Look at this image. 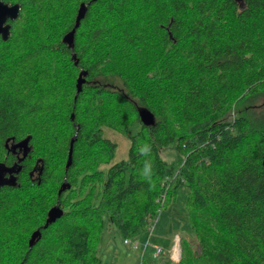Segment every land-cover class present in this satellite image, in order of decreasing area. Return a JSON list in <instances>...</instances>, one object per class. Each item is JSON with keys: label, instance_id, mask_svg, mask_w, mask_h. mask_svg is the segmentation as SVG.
I'll return each mask as SVG.
<instances>
[{"label": "trees", "instance_id": "1", "mask_svg": "<svg viewBox=\"0 0 264 264\" xmlns=\"http://www.w3.org/2000/svg\"><path fill=\"white\" fill-rule=\"evenodd\" d=\"M2 1L20 11L0 38V149L28 138L31 160L0 187V264H103L107 223L143 243L175 174L164 210L187 190L198 247L182 238L166 264H264V0ZM106 130L130 141L127 159L110 165Z\"/></svg>", "mask_w": 264, "mask_h": 264}, {"label": "rangeland", "instance_id": "2", "mask_svg": "<svg viewBox=\"0 0 264 264\" xmlns=\"http://www.w3.org/2000/svg\"><path fill=\"white\" fill-rule=\"evenodd\" d=\"M105 136L112 139L117 144L116 153L110 165L127 159L130 141L123 135L113 133L109 130L105 131ZM162 156L164 159L171 161L176 154L173 149L168 148L162 152ZM186 195L187 190H182L178 204H174L164 210L158 227L159 232H167L168 235L165 237L163 236L164 233H161L160 239H163L164 243L169 245L170 248L176 235H179L180 239H187L195 249L198 247L195 236L190 232L187 214L183 205ZM123 241L124 240L118 235L117 230L111 224L107 223L101 243L103 264H166L167 261L175 263L166 255L150 260V250L142 257L141 247L140 249H133L126 246Z\"/></svg>", "mask_w": 264, "mask_h": 264}, {"label": "water", "instance_id": "3", "mask_svg": "<svg viewBox=\"0 0 264 264\" xmlns=\"http://www.w3.org/2000/svg\"><path fill=\"white\" fill-rule=\"evenodd\" d=\"M235 1L241 7H244V5H245L244 0H235ZM85 10H86V7L84 4H82L79 11H78V15H77V19H76V25H75L74 29L72 31H70L68 34H66L65 37L63 38V41L66 44H68L71 48H73V46H74V37H75L74 32H75L76 28L78 27L81 18L84 16ZM19 11H20V5L19 4L10 5V4L4 3L2 0H0V35L2 36V38L4 40H6L10 35V27L11 26L8 23V21H13L16 18H18ZM73 57H75V55H73ZM85 75H87V74L82 72V74L77 79V93H79L81 91L82 86L85 83ZM76 95H78V94H76ZM139 114H140L141 121L143 122L144 125L149 126V125L154 124V115L149 110L141 109ZM72 118H73V115H72ZM73 142H74V139L71 141V144H70V150H69V154H68V161H67L66 168H69V166L71 165L72 152H73ZM69 188H70V185L64 184L63 187L61 188V190L59 191V194H61L63 191H65L66 189H69ZM63 213H64L63 209H61L58 204L55 205L54 207H52L48 212V218H47L46 223L43 227L46 228L50 223H53ZM40 235H41L40 229H37L36 231H34L32 233L31 238L29 240V246L30 247L33 246L36 239L39 238Z\"/></svg>", "mask_w": 264, "mask_h": 264}, {"label": "flooded vegetation", "instance_id": "4", "mask_svg": "<svg viewBox=\"0 0 264 264\" xmlns=\"http://www.w3.org/2000/svg\"><path fill=\"white\" fill-rule=\"evenodd\" d=\"M0 38H2L1 35ZM5 147L7 153L0 149V187L16 185V174L22 169V164H24V162L27 167L31 160L28 138L16 141L13 137H9L5 142ZM2 159L5 160V162L2 161ZM39 162L40 159L36 161V164ZM30 176L31 180H35V173H30Z\"/></svg>", "mask_w": 264, "mask_h": 264}, {"label": "built area", "instance_id": "5", "mask_svg": "<svg viewBox=\"0 0 264 264\" xmlns=\"http://www.w3.org/2000/svg\"><path fill=\"white\" fill-rule=\"evenodd\" d=\"M163 212H164V205L161 209L157 211L158 213L157 216L155 215L152 216L150 214L146 216V220L148 222L147 236L143 243H140V241L137 239H125L123 242L126 246L133 249H138L141 247L142 254H144L147 248L152 247L154 250L153 257L157 258L167 253L169 259H171V261L176 263L180 261L182 258L181 239L179 235L175 236L171 248L166 251L163 250L162 246L153 243L152 238L155 236V230Z\"/></svg>", "mask_w": 264, "mask_h": 264}, {"label": "bare ground", "instance_id": "6", "mask_svg": "<svg viewBox=\"0 0 264 264\" xmlns=\"http://www.w3.org/2000/svg\"><path fill=\"white\" fill-rule=\"evenodd\" d=\"M94 1H97V0H94ZM82 4L85 5L86 10H85V14H84V16L81 18V20L85 17L86 12H87V9H88V5H87V4H85V3H82ZM82 4H81V5H82ZM81 5H80V7H81ZM79 9H80V8H79ZM78 11H79V10H78ZM76 19H77V18H76ZM81 20H80V22H81ZM75 25H76V24H75ZM79 26H80V23H79L78 27H79ZM78 27H77V28H78ZM77 28H76V30H77ZM73 29H74V28H73ZM73 29H72V30H73ZM72 30H71V31H72ZM76 30H75L74 33H76ZM74 36H75V34H74ZM74 39H75V37H74ZM73 59L75 60V57H73ZM75 63H76V64L78 63L77 60L75 61ZM82 72H84V73L87 74L86 71H81L80 74H79V76L82 74ZM83 76H84V75H83ZM86 76H87V75H85V78H86ZM78 78H79V77H78ZM82 89H83V86H82ZM82 89H81V91H82ZM81 91H80V92H81ZM80 92H79V93L76 92V94L79 95ZM78 95L75 96V99H77V96H78ZM73 116H74V114H73ZM73 139H74V142H75L76 136H75ZM73 139H72V140H73ZM74 142H73V146H74ZM72 154H73V152H72ZM71 163H72V159H71ZM66 165H67V164H66ZM66 169H68V168H66ZM176 176H177V174H175L173 177H167V178L165 179V182H164L165 191L161 194V197H160V200H159V201L161 202V205H164L165 202H166V200H167V192H168V187H167V185H168V183H169L170 181H172V179H174ZM64 184H68V185H70V184L67 183V182H65ZM64 184H63V185H64ZM62 187H63V186H62ZM66 190H67V189H66ZM63 192H64V191H63ZM59 206H60V205H59ZM60 208H61V207H60ZM161 208H162V207H160L159 209H161ZM61 209H62V208H61ZM159 209H158V210H159ZM63 212H64V210H63ZM62 215H63V214H62ZM62 215H61L60 217H58L54 222H56L59 218H61ZM47 218H48V216H47ZM46 220H47V219H46ZM54 222H53V223H54ZM50 224H51V223H50ZM44 225H45V224H44ZM40 237H41V235H40ZM40 237H39V238H40ZM39 238H37L36 241H37ZM36 241H35V242H36ZM166 250H169V249H166ZM165 255L168 257L167 253H165L163 256H165ZM160 257H161V256H160ZM168 258H169V257H168Z\"/></svg>", "mask_w": 264, "mask_h": 264}, {"label": "crops", "instance_id": "7", "mask_svg": "<svg viewBox=\"0 0 264 264\" xmlns=\"http://www.w3.org/2000/svg\"><path fill=\"white\" fill-rule=\"evenodd\" d=\"M157 231H158V230H157ZM161 233H164V234H163L164 237L168 235L167 232H162V231L159 232V231H158V232H157V235H156V243L160 244L162 247H166V248H168L169 245L165 244L164 241H163V239H160V234H161ZM161 236H162V235H161ZM169 248H170V247H169Z\"/></svg>", "mask_w": 264, "mask_h": 264}]
</instances>
